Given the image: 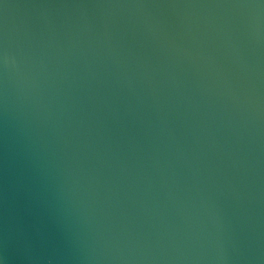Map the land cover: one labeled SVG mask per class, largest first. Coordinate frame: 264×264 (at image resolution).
Wrapping results in <instances>:
<instances>
[{"label": "water", "instance_id": "95a60500", "mask_svg": "<svg viewBox=\"0 0 264 264\" xmlns=\"http://www.w3.org/2000/svg\"><path fill=\"white\" fill-rule=\"evenodd\" d=\"M0 264H264V0H0Z\"/></svg>", "mask_w": 264, "mask_h": 264}]
</instances>
